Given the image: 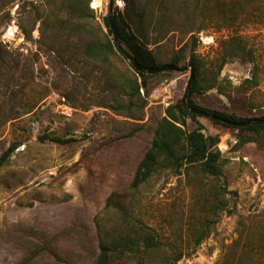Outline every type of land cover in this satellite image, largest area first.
<instances>
[{
  "label": "rangeland",
  "instance_id": "374dc122",
  "mask_svg": "<svg viewBox=\"0 0 264 264\" xmlns=\"http://www.w3.org/2000/svg\"><path fill=\"white\" fill-rule=\"evenodd\" d=\"M63 1L0 0V157L18 145L0 168V264H96L106 231H113V238L151 234L159 249L142 264H163L179 252L184 257L176 264H264V142L241 143L237 130L201 117L203 132L219 138L223 177L168 169L131 190L156 124L182 98L189 71L149 79L148 88L141 89L143 109L135 99L137 118L116 114L108 108L118 106L112 78L83 55L84 34L59 24L43 27V18L51 22L65 15ZM71 1L89 14V0ZM161 1H153L157 20L148 28L151 40L160 37L171 18L177 21L176 30L160 43L162 64L185 48L179 53L184 59L180 68L189 67V30L202 23L208 28L196 35L197 54L213 74L225 53L223 41L246 39L257 68L231 58L219 77L222 92L210 89L195 99L211 110L261 115L264 0H201L199 6L196 0H173L167 7ZM92 2L95 21L90 20L107 32L109 0L98 9ZM123 2L116 6L135 41V24ZM225 20L230 28H222ZM110 38L114 41L113 34ZM113 64L117 74L131 76V65L120 52ZM248 79L258 86L253 88ZM62 105L72 114L62 113ZM16 114L18 119L12 120ZM196 127L197 122L188 120L189 131ZM45 134L75 141L41 142ZM110 264L138 261L122 258Z\"/></svg>",
  "mask_w": 264,
  "mask_h": 264
},
{
  "label": "trees",
  "instance_id": "16d2710c",
  "mask_svg": "<svg viewBox=\"0 0 264 264\" xmlns=\"http://www.w3.org/2000/svg\"><path fill=\"white\" fill-rule=\"evenodd\" d=\"M93 0L88 1L87 11L89 14H84L80 8L74 5L71 0H64L62 2V9L65 11L64 16L55 17L53 21H49L48 18H43V27H55L61 26L65 29H70L74 32L83 33L85 36V47L83 55L85 58L97 65L103 66L106 73L112 78L109 82L110 86L114 88L112 93L116 97L118 106L108 107L118 115H124L126 117L135 119L138 116L135 115V99L138 97L144 108L145 101L141 96V89L148 88L147 82L149 79L159 80L163 76L170 74V72H161L158 74H147L146 72H138L133 67H130L131 76L125 72L117 74V70L113 68V60L120 52L124 58L122 50L117 47L114 41L110 38L113 34L111 26L108 22V17L104 18V24L107 32L99 24L98 26L90 19L95 21L94 9L90 7V3ZM127 3V11L130 21L135 24V41H133L130 35L126 31V27L123 24V17L120 10L116 6V12L114 16L115 26L121 36L122 42L127 44L129 51L136 57L139 63L149 67H158L162 65H173L176 68H180L182 62H184L181 56L185 48L176 52V55L169 63L162 64L163 55L160 52V43L164 40L167 34L175 31L176 27H173L177 21H172L171 18L169 25L162 29L160 37H151L148 32L151 20H157L155 18V4L154 0H125ZM189 0H185L188 2ZM201 0H196V5L199 6ZM168 3L170 6L174 5L173 0H162L160 2L161 7H167L164 4ZM199 4V5H198ZM154 17V18H153ZM147 21L149 23L147 24ZM232 23L228 20L224 21L222 28H230ZM207 27L206 24H199L189 30L192 34V46L189 49L188 66L194 69V78L191 85L187 101L193 108L206 111L210 114L222 117L230 122H246L251 120L264 119V105L259 107L263 108L261 115L248 118L238 116L235 113H226L218 110L207 109L200 106L195 97L201 95L210 89L217 88L219 92H222V88L219 84V77L225 66V64L231 58H239L244 63L253 64L254 68H257L255 64V53L251 47L248 46L246 39L242 37H230L223 41L224 56L221 63L218 65L216 74L211 73V69H207L204 62L197 54L198 39L196 35L202 33ZM57 29V28H54ZM25 35H28L26 31ZM110 34V35H109ZM141 40L139 41L138 40ZM154 46V47H151ZM253 79V78H252ZM252 79H248L247 82L253 84V88L258 86ZM140 80V82H139ZM65 98L69 99L68 96ZM254 105L256 103H253ZM253 105V106H254ZM19 114L14 115L12 120L18 119ZM201 116L192 113L179 99L174 104H171L165 110V116L162 117L156 124L154 138L151 146L144 154L143 159L140 161L136 173L131 185V190H138L143 184L153 178L159 171L170 169L176 174H182L183 170L189 171L195 169L200 175L211 177V179L220 180L223 177V167L225 164L224 158L217 148L219 138L212 135H206L203 130L204 126L198 122ZM188 120L197 122V127L189 131ZM212 123L221 125L226 128L234 129L238 131V137L241 143L251 142L256 140L258 143L264 142V124H256L247 127H234L229 123H223L221 121L209 119ZM41 142H51L60 145H68L74 142V139L64 138L57 135L45 134L39 137ZM18 145L14 144L10 146L0 157V168L8 162L11 156L17 150ZM214 208L217 206L214 204ZM140 231V229H139ZM113 231H106L105 238L100 243V255L96 264H110L113 260H120L122 258L137 259L138 264H142L145 258L150 257L159 249L158 242L151 236V234L144 235H115L112 237ZM141 236V237H139ZM208 236V233L201 236L198 240L200 244L202 239ZM111 237V239H109ZM184 257L182 252L173 255L172 259L163 261V264H176Z\"/></svg>",
  "mask_w": 264,
  "mask_h": 264
},
{
  "label": "water",
  "instance_id": "95a60500",
  "mask_svg": "<svg viewBox=\"0 0 264 264\" xmlns=\"http://www.w3.org/2000/svg\"><path fill=\"white\" fill-rule=\"evenodd\" d=\"M118 0H109V14H108V22L111 26V30L113 32V38H114V43L117 45L119 49L122 50L123 54L125 55L126 59L129 61L130 65L133 67L138 72H146L147 74H158L161 72H166V71H177V72H184V71H189V79L188 83L186 85L184 94L181 98L182 103L192 112L195 113L196 115H199L201 117H205L207 119H212V120H217L221 121L223 123H229L234 127H247V126H252L256 124H264V119L262 120H251V121H246V122H230L222 117H219L217 115L210 114L206 111L200 110L193 108L189 105L187 98L188 94L191 88V85L193 83V78H194V69L189 68V67H183V68H176L173 65H162L158 67H149L142 65L141 63L138 62L136 57L132 55V53L128 50L125 49L122 46V39L121 36L115 26V21H114V9L116 7Z\"/></svg>",
  "mask_w": 264,
  "mask_h": 264
},
{
  "label": "bare ground",
  "instance_id": "6f19581e",
  "mask_svg": "<svg viewBox=\"0 0 264 264\" xmlns=\"http://www.w3.org/2000/svg\"><path fill=\"white\" fill-rule=\"evenodd\" d=\"M103 0H94L93 2H92V6L94 7V8H100V6L103 4V2H102ZM117 4L119 5V6H123L124 5V2H123V0H118L117 1Z\"/></svg>",
  "mask_w": 264,
  "mask_h": 264
},
{
  "label": "built area",
  "instance_id": "2783aa9c",
  "mask_svg": "<svg viewBox=\"0 0 264 264\" xmlns=\"http://www.w3.org/2000/svg\"><path fill=\"white\" fill-rule=\"evenodd\" d=\"M63 109H62V113L66 114V115H71L72 114V111L69 107L65 106V105H62Z\"/></svg>",
  "mask_w": 264,
  "mask_h": 264
}]
</instances>
